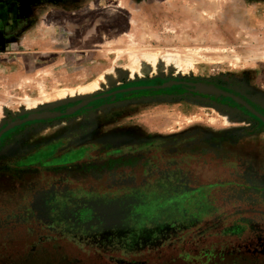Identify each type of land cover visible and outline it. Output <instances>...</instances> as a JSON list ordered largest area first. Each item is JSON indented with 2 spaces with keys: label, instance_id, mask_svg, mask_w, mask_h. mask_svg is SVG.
I'll list each match as a JSON object with an SVG mask.
<instances>
[{
  "label": "rangeland",
  "instance_id": "374dc122",
  "mask_svg": "<svg viewBox=\"0 0 264 264\" xmlns=\"http://www.w3.org/2000/svg\"><path fill=\"white\" fill-rule=\"evenodd\" d=\"M27 21L0 50V136L17 117L71 107L148 78H233L264 111V0H74L65 6L44 5ZM222 112L194 92L140 93L105 104L89 116L13 130L1 140L0 159L14 162L28 153L23 150L84 127H93L89 137L106 139L117 131L171 136L195 128L216 133L221 132L216 128L245 125L227 121ZM242 145L253 150L259 144ZM187 167L188 172H211L200 162ZM1 168L0 221L16 210L19 185L27 182L13 167L8 165L5 173ZM205 177L199 183L211 175ZM232 213L221 211L228 219H234ZM52 236L30 223L0 228V264H239L232 255L221 260L201 255L213 254L217 242L232 243L231 238L212 237L197 251L185 239L178 250H165V259L108 260Z\"/></svg>",
  "mask_w": 264,
  "mask_h": 264
},
{
  "label": "flooded vegetation",
  "instance_id": "af4514ba",
  "mask_svg": "<svg viewBox=\"0 0 264 264\" xmlns=\"http://www.w3.org/2000/svg\"><path fill=\"white\" fill-rule=\"evenodd\" d=\"M71 1L0 0V50L21 33L38 8ZM151 91L200 94L225 109L227 121L246 123L216 128L221 131L216 133L195 128L171 136L117 131L106 139L89 137L93 127H84L23 150L28 153L14 162L1 157V171L9 165L19 179H27L17 191L22 203L5 217L1 212V230L30 223L53 239H66L108 260L165 259V250H178L185 239L197 251L207 239L224 237L234 241H219L217 251L201 255H215L217 260L232 255L239 264H264V111L242 82L135 81L71 107L17 117L3 129L0 144L18 128L89 116L105 104ZM243 143L259 145L250 150ZM199 162L211 172L185 171ZM209 174V181L199 183ZM227 209L234 219L221 214Z\"/></svg>",
  "mask_w": 264,
  "mask_h": 264
},
{
  "label": "water",
  "instance_id": "95a60500",
  "mask_svg": "<svg viewBox=\"0 0 264 264\" xmlns=\"http://www.w3.org/2000/svg\"><path fill=\"white\" fill-rule=\"evenodd\" d=\"M88 98L85 99V101L87 100Z\"/></svg>",
  "mask_w": 264,
  "mask_h": 264
}]
</instances>
